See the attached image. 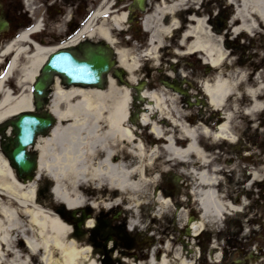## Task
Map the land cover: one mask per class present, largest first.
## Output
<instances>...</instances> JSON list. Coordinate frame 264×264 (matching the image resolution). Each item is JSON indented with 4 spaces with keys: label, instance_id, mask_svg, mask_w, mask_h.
Returning a JSON list of instances; mask_svg holds the SVG:
<instances>
[{
    "label": "bare ground",
    "instance_id": "obj_1",
    "mask_svg": "<svg viewBox=\"0 0 264 264\" xmlns=\"http://www.w3.org/2000/svg\"><path fill=\"white\" fill-rule=\"evenodd\" d=\"M168 1L156 11L158 15L162 14L166 23L156 28L149 39L151 50L144 56L150 59H154L151 55L155 44L154 35H170L177 24L179 0ZM109 10L110 7L106 5L99 7L87 24L59 47H43L32 42L31 35L38 32V24L4 46L0 58L9 59V62L6 72L0 77V122L32 110L31 87L51 53L63 48H74L83 40H100L113 46L109 30L103 26L95 28V22L110 15ZM190 19L195 20L192 17ZM109 21L114 29L119 30L125 15H110ZM202 26L197 21L189 32H194V40L187 48V53L198 52L204 64L218 68L224 55L221 50L214 51L208 42L201 41L197 36ZM143 27L149 28L147 21ZM115 56L130 86L144 81L135 74L137 67L134 62L128 63L124 54L116 50ZM152 65H155V61ZM14 71L18 72L16 86L19 91L10 95L7 91L4 93L2 86ZM216 78L197 82L209 108L222 112L221 122L213 135H210V129L206 126L202 133L214 140L235 144L227 99L234 95L237 85L229 79ZM245 94L253 101V108H258L256 90ZM129 95V89L119 87L112 78L108 79L104 90L75 86L64 89L55 78L46 112L55 117L56 124L47 136L38 137L35 143L34 150L39 158L35 173L29 180L22 181L0 151V195L8 200L7 205H0V264H99L98 255L94 254L98 250L83 246L82 241L75 238L68 214L86 207L95 208L97 204L90 203V200L91 197H97L104 210L118 208L121 204L124 206V223L120 225L124 224L132 232L144 231L147 221H154L151 217L162 219L164 212L172 211L171 201L156 196V191L153 192L154 200L149 198L150 186L157 182L156 166L160 163L164 166L173 161L180 177L188 181L189 192L196 201L200 215L199 220L191 226L193 236L202 230L215 234L217 224L223 217L231 213L239 214L240 207L228 202L231 194L221 190L223 183L214 176L213 166L207 169L210 173L205 171L204 155L195 140L196 128L190 129L189 125L177 120V96L145 89L141 98L147 102L144 107L146 111L141 113L136 127H131ZM164 97L169 101L173 116L166 110ZM61 105H64L63 110L60 109ZM134 108H137L136 104ZM139 125L148 126L153 136L147 138V144L140 141ZM176 129L185 139L177 137ZM190 156L201 160L198 162L200 171H195L197 168L192 161L189 169L183 168L185 157L190 159ZM42 174L45 178L40 180ZM233 175L237 182L241 181L238 170ZM250 177L251 181L256 179L255 170ZM150 202L153 207L149 208ZM241 202L244 199L241 198ZM52 206H56L53 211L50 210ZM142 208L143 214L140 215ZM184 221L183 215L182 225ZM83 226L92 229L95 223L91 219L85 220ZM151 251L157 253V247ZM175 254L169 256L163 253L159 261L149 257L145 263L122 257L121 260L124 264H194L195 257L189 259L178 254V251ZM9 256L12 260L8 262L5 258Z\"/></svg>",
    "mask_w": 264,
    "mask_h": 264
},
{
    "label": "rangeland",
    "instance_id": "obj_2",
    "mask_svg": "<svg viewBox=\"0 0 264 264\" xmlns=\"http://www.w3.org/2000/svg\"><path fill=\"white\" fill-rule=\"evenodd\" d=\"M1 1H3L0 2L4 12L3 16L10 22L15 33L14 38L21 31L31 28L35 20L42 19V32L39 35L31 36V38L40 46L58 47L74 37L88 20L90 14L102 5L110 6L111 16H118L119 12L113 10L127 4L129 0ZM80 1L86 6V9L81 12L78 10L82 5ZM168 2V0H150L148 11L133 27L127 26L126 23L121 24L120 27L123 31L111 26L110 15L95 22V28L103 26L109 30L114 42V49L122 52L128 63L136 64L135 74L139 78H143L149 90L170 94L172 90L164 88L161 85L162 82L185 80L190 84L186 87L189 96L181 100L176 99V106L179 110L177 120L180 123L184 122L182 124L189 125L190 129L196 128L195 140L204 155L203 167L206 168L205 171L210 173L207 169L213 166L214 176L219 182H223L221 190L231 194L228 202L235 207H240L238 215L231 213L220 220L217 224V234L212 242L215 248L209 249L205 259L198 257L196 264H264V260L256 261L253 258L245 260L247 254L255 248L254 240L257 237L263 238L261 226L264 223V21H262V18L264 19V0H179L176 14L177 24L170 35L158 33L154 35L155 44L153 54H151L154 59H150L148 56H144L151 50L149 39L156 28L158 29L160 25L166 23L162 14L158 15L156 11ZM60 11L61 13H59ZM120 11L125 10L120 9ZM77 12L79 14H76ZM55 15L57 16L55 17ZM191 17L195 20H191ZM71 21H73L72 24ZM145 21L149 25L148 29L143 27ZM197 21L203 25L202 31L197 36L201 41L208 42L214 51L221 50L224 55L218 68H210L204 64L203 57L198 52L187 53V48L194 40V32L191 34L189 32ZM64 36L66 38L60 40ZM52 40L60 41L52 43ZM6 44V42H2V44L0 42V51ZM7 61L4 60V57L0 58V75L4 73ZM154 61L155 65H152ZM20 62L22 63L23 59ZM218 76L234 81L237 85L234 95L227 99L232 120L230 128L234 130L231 134L236 140L235 144L224 142L221 139L214 140L202 133L204 126L209 127L210 135L214 133V128L211 126L217 122L214 123L211 114L215 113L218 116L219 113L209 108L197 82L205 79L210 81L217 79ZM17 77L18 72L14 71L6 84L14 94L19 91L16 86ZM62 87L67 89V87ZM250 90H256L258 97L256 96L255 102L258 103V108H253V101L245 94ZM164 103L167 105L166 110L170 111L173 116L166 98ZM60 109L63 110L64 105H61ZM175 134L181 139H185L178 129ZM147 138L149 139L150 136ZM140 141L142 144L144 143L141 138ZM237 156L239 157L237 158ZM160 161L162 162V160ZM191 161L197 168L195 171H200L198 162L201 160L195 156H190V159L185 157L183 168L189 169ZM156 167L157 182L150 186L149 198L153 201V191L160 189L158 184L161 186L165 184L166 192L163 199L171 201L172 211L164 212V218L159 219L158 222H161V226L164 223L168 225L167 232H170V236L173 238L175 231L182 225L181 221L185 214L181 210L173 211V207L177 205L173 201L185 199L186 196L189 198V195L184 192L177 193L179 190L173 182L177 177H180V174L176 171L173 161L164 164V166L160 163ZM253 169L256 172V179L251 181L250 176ZM235 170H238L241 175L240 182L235 180L236 176L233 175ZM44 178L45 175L42 174L40 180ZM180 182L183 183V181ZM184 182L188 181L185 179ZM174 188H176V192H174ZM219 193L223 194V192ZM190 197L194 206L192 195ZM235 198H237L236 203L234 202ZM241 198L244 199V202H241ZM91 202L97 204L98 208L89 210L86 207L83 208V211L75 210L68 214L75 238L79 242L82 241L83 246H89L93 251L98 250L94 254L98 255L99 264H124L121 257H133L138 263H145L147 257L141 249L145 232H132L124 224L120 225L121 222L124 223L122 221L125 218L124 206L121 204L118 208L104 210L97 197H91ZM150 203L148 204L149 208L153 207V203ZM7 204L8 200L0 195V205ZM180 207L185 208L183 204ZM55 209L56 206H52L50 210ZM150 211L152 212V209ZM87 213L90 215L88 219L94 221L95 229H86L82 226V215ZM139 214H143V208ZM197 215L198 212L195 210L193 217L197 218ZM103 223L107 225H102ZM159 235L162 236L161 230H159ZM207 235L209 240L212 239L211 234L207 232ZM95 237L98 239L96 240ZM235 237L237 240L234 239ZM106 240H109L108 244ZM166 241V251L161 252L169 256H175L176 251L181 254L180 246L173 239L168 238ZM159 248L162 250V246ZM22 249L24 250V247ZM118 256L120 258H115ZM5 260L9 262L12 257H6ZM238 260L239 263H236Z\"/></svg>",
    "mask_w": 264,
    "mask_h": 264
},
{
    "label": "water",
    "instance_id": "obj_3",
    "mask_svg": "<svg viewBox=\"0 0 264 264\" xmlns=\"http://www.w3.org/2000/svg\"><path fill=\"white\" fill-rule=\"evenodd\" d=\"M144 0H135L142 8ZM82 55L78 57L71 49L58 50L50 54L40 69V76L32 86L33 112H22L13 119L0 125V148L18 178L25 181L37 167V157L28 152L34 147L38 136H45L55 124L48 113H40L47 104L43 101L48 92L46 88L54 75H58L63 84L103 87V75L108 74L115 63L105 46L83 45ZM117 76H123L116 73ZM35 111V112H34ZM10 130V136L7 131Z\"/></svg>",
    "mask_w": 264,
    "mask_h": 264
},
{
    "label": "flooded vegetation",
    "instance_id": "obj_4",
    "mask_svg": "<svg viewBox=\"0 0 264 264\" xmlns=\"http://www.w3.org/2000/svg\"><path fill=\"white\" fill-rule=\"evenodd\" d=\"M94 1H98V0H94ZM0 2H3V1L0 0ZM80 2L82 3V5L79 6L78 10L81 12L83 9L84 10L86 9V6L82 1H80ZM149 2H150V0H148V3ZM91 3H95V2H91ZM148 3H147V5H148ZM120 9H124L125 11H120ZM113 11L119 12V13L124 12L126 15V18H127L126 24H127V26H131V27H133L137 23V21L142 18L141 16H143V13H141L139 8L136 6V4L134 3V0H129L127 4H123L122 6L117 7ZM146 11H148V6L145 7V12ZM59 13H61V11ZM3 14H4V12L2 10V5L0 3V19L3 18L6 20V18H4V16H3ZM76 14H79V13L77 12ZM84 14L87 15L86 13H84ZM56 16L57 15H55V17ZM0 27H1V29H0V42L2 44V42H6L11 36L14 35V31H13V28H11L9 21H8V25H6L5 27H3L2 23L0 22ZM16 30H18V29H16ZM65 38L66 37L64 36L63 38H60V40H63ZM60 40H52L51 42L56 43L57 41H60ZM172 83H173V85H176V82L172 81ZM179 85H181V84L179 83ZM168 87H170V85ZM171 94L177 96V99H179V100L185 99V94H181V93H177V94L171 93ZM139 97H142L141 93H137V92L130 93V95H129V100H131L130 106H131V110H132L130 115H129L130 121H131V124H130L131 127H135V125H134L135 119H134V115H133L134 104L137 105L136 109H141V108L143 109L147 104L145 101H138ZM133 99H137V101L133 102ZM211 119L214 120V123L219 122L218 121L219 118L216 115L215 116L212 115ZM138 127H139L140 138L144 141V144H147L148 143L147 136H150L149 127L148 126H141V125H139ZM211 127L215 128L216 124L212 125ZM177 137L180 138V136H178V135H177ZM184 180L181 177H177L174 180L173 184L179 190V191H177V193L178 192L179 193H181V192L187 193V195H189L188 197L191 198L190 197L191 194L189 192L188 184L185 183ZM180 181H183V183H181ZM158 186L160 187L161 190L160 189H158L157 191L154 190V191H156V196L163 198L165 196V192H166L165 184H164V186H163V184H162V186H161V184H158ZM219 189H220V187H219ZM173 190H174V192H176V188H174ZM189 198H187V196H186V198H185L186 200L183 198V199H179V200L176 199L177 202L173 201V203L175 202V204H177L175 207H173L174 208L173 211L181 210V211L185 212L184 224L181 225L177 231H175V236L173 238L170 236V232H167L169 227H167L168 225L166 223H164V225L161 226V222H158L159 219L158 218L156 219L154 217H151L154 219V221H152L150 223L147 221L146 228H144V231H143V232H145V234H144V237H143L142 242H141L143 245L141 247V249H142V251L145 252L146 257H149L151 252H152L151 250L154 247H157L158 252L153 253L154 258L157 259L160 256L161 251L164 249L165 243L167 242L166 240L168 238L173 239V241L178 246H180L181 253L183 255H186L187 257H191L193 255L192 252L195 250H199L200 257L202 259H205L208 256V252L210 249L209 246H210L212 239L209 240V238H208L209 236L207 235V231L202 230L198 235L193 236L192 234H190V231L188 229V225H189L188 223H189V221L194 220L193 214L196 210L195 207L192 205L193 202H191ZM181 204H183L186 209L183 207H180ZM227 226L229 227V225H227ZM227 226H226V228H228ZM235 228H237V227H235ZM261 228H262L263 238L259 239V237H257V239L254 240L253 245L255 244V246H254L255 248L253 250L255 251V254L257 255V257L260 258V260H264V228H263V226H261ZM159 230L162 231V236L159 235ZM95 238H96V240L98 239L97 237H95ZM211 238H212V236H211ZM234 239L237 240L236 237ZM161 246H162V250H160V248H159ZM195 264H196V261H195Z\"/></svg>",
    "mask_w": 264,
    "mask_h": 264
}]
</instances>
